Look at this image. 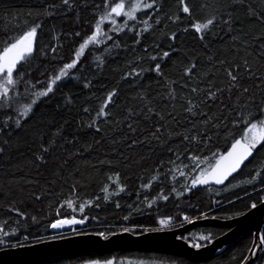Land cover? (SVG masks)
Returning a JSON list of instances; mask_svg holds the SVG:
<instances>
[{
    "label": "trees",
    "instance_id": "obj_1",
    "mask_svg": "<svg viewBox=\"0 0 264 264\" xmlns=\"http://www.w3.org/2000/svg\"><path fill=\"white\" fill-rule=\"evenodd\" d=\"M120 2L121 15L100 24V42L77 57L97 22ZM136 3L0 0V55L40 26L7 97L0 95V247L51 238V225L61 219L84 221L90 228L83 232L141 233L161 228V220L176 227L200 217H234L263 201L264 139L225 187L192 189V182L250 123L264 120V0H184L189 13L180 0H156L151 9L143 4L152 0H140L129 18L124 13ZM212 18L207 29L193 27ZM62 69L66 75L52 91L37 96ZM231 228L193 230L208 235L207 243ZM253 242V233L243 234L201 261L119 249L41 264H241ZM255 264H264V247Z\"/></svg>",
    "mask_w": 264,
    "mask_h": 264
},
{
    "label": "water",
    "instance_id": "obj_2",
    "mask_svg": "<svg viewBox=\"0 0 264 264\" xmlns=\"http://www.w3.org/2000/svg\"><path fill=\"white\" fill-rule=\"evenodd\" d=\"M237 140H240L241 144H247L243 137H238L222 156L228 155L232 150V145ZM254 152L255 148H252L251 155L247 156L236 171L232 172L223 183L218 184L215 180L209 179L207 184H197L193 189L207 185L224 186L232 176L240 171L243 165L253 156ZM211 169L212 167L209 171ZM209 224L232 228L224 235L212 238L207 243L187 240L183 237L186 232L195 229V227ZM246 233H253L254 242L246 256L247 259L245 258L241 264H255L264 247L259 241V236L264 233V200L257 204L255 208L251 207L247 212L230 218L200 217L173 228L152 229L141 233L131 230L106 234L75 232L32 243L0 247V264H41L78 254L119 249L161 250L201 261L215 256L231 242ZM197 244L200 247H196L195 245Z\"/></svg>",
    "mask_w": 264,
    "mask_h": 264
},
{
    "label": "snow or ice",
    "instance_id": "obj_3",
    "mask_svg": "<svg viewBox=\"0 0 264 264\" xmlns=\"http://www.w3.org/2000/svg\"><path fill=\"white\" fill-rule=\"evenodd\" d=\"M156 0H152V3H144L143 8H148L151 9L153 5L155 4ZM64 4H69V0H63ZM180 3L182 5V12L183 13H189L190 9L187 6V4L184 3V0H180ZM105 4L107 6V0H105ZM140 0H137V3L132 6L130 5V10L126 13L129 18H134L132 13L140 8ZM125 8V4L123 2L116 3L114 7H111L110 12H106L104 16L101 18L100 21L97 22L96 24V31L93 32V34L88 37L83 44L80 45V48L77 52V57H79L84 49L90 44H95L99 43L100 41L97 39L99 35H102V32L100 30V24L103 22L104 19H107L111 16L112 13H115L116 15H121L122 11ZM213 19L208 20L204 24H196L193 25L195 30L197 32H200L202 29H207L209 25L213 23ZM227 23V22H226ZM145 24H147V21H145ZM39 25H36L32 27L28 32L25 33L24 37L21 39L17 40L15 43H12L9 47L3 49V55L0 56V74H3L4 77V82L0 83V95L4 96L5 98L8 95L9 88L7 85H12L14 83L13 81V71L16 68L18 62H22L27 58L28 55H30L33 51V44H32V38L35 37L37 29L39 28ZM150 27V26H149ZM147 30V28L145 29ZM173 39L175 38V33H173ZM203 39V37H201ZM55 51V49H53ZM165 57L169 55L168 52H165L163 54ZM76 60H73L71 64L65 65V68H72L75 66ZM160 68V65H156V70L158 71ZM66 75L65 71L62 69L59 75H56L50 82L49 86L46 90L41 91L37 93V96L43 97L47 96L48 93L52 91V84H54L56 81L60 80L62 76ZM229 76L233 81L237 79L235 75H232L231 72H229ZM247 91V89H245ZM112 93L109 94L108 96V101L111 100ZM211 96H214L215 93H210ZM35 103V101H33ZM107 104V101H106ZM105 104V106H106ZM32 105H27L25 110H24V115L27 116L28 113L31 111ZM188 111H191V108L188 109ZM262 114H264V108L261 109ZM98 115H104V109L103 107L101 108V111ZM258 124L261 126H264V120L257 121L255 123H250L249 124V131H252L255 133V130L258 127ZM17 127L20 126V121H16ZM6 126V125H5ZM2 131V129H0ZM245 138H248V133H245ZM264 139V132L261 133L260 138H257L255 135L252 136V138L248 141L247 144H241L240 140H237L233 145H232V150L228 153L227 156H222L220 157L219 160H217L215 166L212 167L211 171L207 172L201 177H196L193 182H192V187H195L197 184H207L209 182V179L215 180L216 183L220 184L223 183L225 179L236 169L240 166V164L243 162L244 159L247 158V156L251 155V149L255 148L258 143H260V140ZM3 149H0L2 151ZM148 185H145L147 187ZM190 190V189H189ZM107 191V189H105ZM180 195H183V193H180ZM108 197L106 196L105 199ZM164 199H167V197H164ZM69 207H71V202H68ZM118 206V205H117ZM253 208L256 207L255 204L252 205ZM83 208L81 207V211ZM127 219V217H125ZM187 219V218H185ZM75 220H62V221H57L56 223L52 224V228H57L60 227L62 224L65 223H75ZM82 222V221H81ZM161 224H166L168 223V220H161ZM4 235H8V233H4ZM259 241L262 245H264V235L259 236ZM196 247H200V245H195ZM247 259V258H246ZM108 264H111V262H108Z\"/></svg>",
    "mask_w": 264,
    "mask_h": 264
},
{
    "label": "rangeland",
    "instance_id": "obj_4",
    "mask_svg": "<svg viewBox=\"0 0 264 264\" xmlns=\"http://www.w3.org/2000/svg\"><path fill=\"white\" fill-rule=\"evenodd\" d=\"M123 12V11H122ZM115 14V13H114ZM33 41H34V37L32 38V44H33ZM9 47V46H8ZM3 55V52H2V54L0 55V56H2ZM262 132H264V126H261V125H259L258 124V127H257V129L255 130V133H253L252 131H249V128L246 130V132L245 133H248V138L246 139L245 138V133H244V138H245V140L246 141H249L251 138H252V136L253 135H255L257 138H260V136H261V133ZM241 137V136H240ZM237 139V138H236ZM235 139V140H236ZM262 141V139L260 140V142ZM259 144V143H258ZM257 144V145H258ZM257 145H256V147H257ZM225 152V151H224ZM223 152V153H224ZM203 163H207V160L206 159H204V160H202V161H200L199 162V165H201V164H203ZM193 189V188H192ZM187 191H189V189L187 190ZM76 220V222H75V224H73L71 227H69V228H64V229H56V228H52L51 227V230L53 231V233H52V236H61V235H65V233L66 234H69V233H75V232H83V231H86V230H88L89 228H90V226H87V225H84L85 224V222L84 221H82L81 222V220H79V219H75ZM60 221V220H59ZM189 221V220H188ZM161 224V223H160ZM169 225H171V226H169ZM167 226H169V227H172V224L171 223H166V224H161V228H159V229H164V228H168ZM126 227H128V226H126ZM173 228V227H172ZM125 229H130V230H132L131 228H122V230H125ZM157 229V228H156ZM122 230H119V231H122ZM152 230V229H151ZM191 231V232H190ZM190 231H188V232H190V233H192V234H190L189 233V235H186V237L188 236V238L189 237H191V239L190 240H192V241H200L201 243L206 239V238H203V237H206V236H208V235H206V234H203V236L202 235H200L201 233H198L197 231H194L193 229L192 230H190ZM118 232V231H117ZM194 232V233H193ZM57 233V234H56ZM58 233H59V235H58ZM137 233H139V232H137ZM197 233H198V235H200L199 237L200 238H197L198 236H197ZM193 234H195V235H193ZM247 234V233H246ZM197 236V237H196ZM204 239V240H203ZM203 240V241H202ZM108 262H111V264H154L153 262H144V261H139V262H137L136 260H129V261H124V262H119V263H114L112 260H110V261H101V260H88V261H85V262H82L81 264H108ZM166 263V262H165ZM171 264H179L178 262H172Z\"/></svg>",
    "mask_w": 264,
    "mask_h": 264
},
{
    "label": "bare ground",
    "instance_id": "obj_5",
    "mask_svg": "<svg viewBox=\"0 0 264 264\" xmlns=\"http://www.w3.org/2000/svg\"><path fill=\"white\" fill-rule=\"evenodd\" d=\"M46 11H47V10H46ZM47 12H48V11H47ZM57 14H58V13H57ZM48 15H49V14H48ZM55 15H56V14H55ZM49 16H50V15H49ZM53 16H54V15H53ZM45 17H46V16H45ZM54 17H55V16H54ZM61 17H62V16H61ZM49 18H51V17H49ZM60 19H61V18H60ZM60 19H59V20H60ZM212 19H213V18H212ZM52 20H53V19H52ZM49 21H50V20H49ZM55 21L57 22V20L54 19V23H55ZM60 21H62V20H60ZM49 23H50V22H49ZM241 137H243V136H241ZM243 138H244V137H243ZM244 140H245V138H244ZM245 141H246V140H245ZM246 142L248 143V141H246ZM228 149H229V148H228ZM228 149H227V150H228ZM227 150H226V151H227ZM226 151H225V152H226ZM222 155H223V154H222ZM222 155H221V156H222ZM221 156H220V157H221ZM220 157H219V158H220ZM219 158H218V159H219ZM207 186H208V185H207ZM209 186H210V185H209ZM263 200H264V199H263ZM245 212H246V211H245ZM243 213H244V212H242L241 214H243ZM236 216H237V215H236ZM63 220L71 221V220H75V219H63ZM195 220H196V219H195ZM60 221H62V220H60ZM75 221H76V220H75ZM55 223H56V222H55ZM73 224H75V223H65V224H62L60 227H57L56 229L69 228V227H71ZM178 225H179V224H178ZM174 227H175V225H174ZM168 228H169V227H168ZM170 228H172V227H170ZM125 230H130V229H125ZM148 230H149V229H148ZM122 231H123V230H122ZM134 232H135V231H134ZM190 232H191V231H190ZM190 232H186L185 234H189ZM193 233H194V232H193ZM200 233H202V231H201ZM203 233H204V232H203ZM203 233L200 234V235L203 236ZM56 234H57V233H56ZM65 234H66V233H65ZM190 234H192V233H190ZM58 235H59V233H58ZM193 235H195V234H193ZM200 235H198V233H197V236H198V237H197V236H196V237H197V238H200V237H199ZM53 237H54V236H53ZM183 237H184V238H187L188 236L186 237V235H184ZM208 237H209V236H207V238H208ZM203 238H205V237H203ZM202 241H203V240H202ZM205 241H206V240H204V242H205ZM204 242H203V243H204Z\"/></svg>",
    "mask_w": 264,
    "mask_h": 264
},
{
    "label": "flooded vegetation",
    "instance_id": "obj_6",
    "mask_svg": "<svg viewBox=\"0 0 264 264\" xmlns=\"http://www.w3.org/2000/svg\"><path fill=\"white\" fill-rule=\"evenodd\" d=\"M233 177V176H232ZM231 177V178H232ZM226 186V184L224 185V186H222V187H225ZM186 235V234H185ZM185 239H187V240H190V238H185ZM212 238H210L209 240H211Z\"/></svg>",
    "mask_w": 264,
    "mask_h": 264
}]
</instances>
